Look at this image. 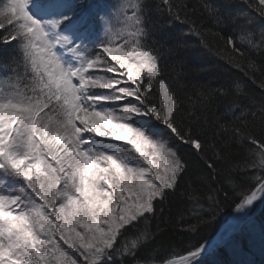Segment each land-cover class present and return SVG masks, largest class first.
<instances>
[{
  "label": "snow or ice",
  "instance_id": "snow-or-ice-1",
  "mask_svg": "<svg viewBox=\"0 0 264 264\" xmlns=\"http://www.w3.org/2000/svg\"><path fill=\"white\" fill-rule=\"evenodd\" d=\"M239 2L226 15L203 5L216 29L234 26L225 35L187 0H0V45L12 49L0 63V264H200L205 244L178 258L137 253L170 199L196 217L182 231L196 232L229 189L239 202L226 231L248 222L264 201V65L252 56L264 54V0ZM173 23L186 26L177 47L189 35L223 41L216 54L259 98L239 84L178 98L161 67L175 49L154 47ZM218 100L225 111L209 119Z\"/></svg>",
  "mask_w": 264,
  "mask_h": 264
},
{
  "label": "trees",
  "instance_id": "trees-1",
  "mask_svg": "<svg viewBox=\"0 0 264 264\" xmlns=\"http://www.w3.org/2000/svg\"><path fill=\"white\" fill-rule=\"evenodd\" d=\"M89 1L81 0L85 5H88ZM93 3L110 5L111 2L109 0H93ZM187 3L190 8H196L194 16L198 21H204L205 28L219 30L225 35L235 34L234 26L216 29L204 13L203 5L210 4L219 7L222 15L245 7L239 0H187ZM153 19L155 20L156 17ZM166 20L167 17L160 18L158 23L163 24ZM256 27L257 29L260 27L259 21H257ZM182 30L186 31L185 25L173 23L172 27L159 29L154 34V47L164 46L175 49V54L166 57L162 61L161 67L164 70L165 78L178 98L182 99L186 94L193 93L195 87L199 85L223 86L231 91L236 84L259 98L260 89L257 85L253 84L242 72L230 67L216 54V50L223 46V41L207 36L209 48H204L200 45L197 37L189 35L181 37L182 44L177 47L175 38ZM11 53L10 46L0 45V63L5 62ZM252 56L258 64L264 65V54L253 53ZM200 68L205 70L199 71ZM0 75H3L2 70H0ZM257 79L260 77L257 76ZM225 107L226 103L218 100L209 112V119H211V112H216L218 115L223 114ZM202 119L203 116H201ZM181 155H185L183 150ZM198 170L194 158L190 159L189 174ZM219 199L221 211L217 214L215 222L200 227L196 232L182 231V228L186 227L188 223L196 224V217L187 210L186 204L170 199L164 205V211L158 212V217L151 223L153 231L156 230L157 225L162 231L156 240L142 248L137 256L143 258L155 250L157 259L178 258L190 248L200 244L207 246L219 227L226 220L237 215L233 211L235 203L239 202V196L236 193L229 189L228 197L225 198L221 193ZM173 253L175 256L172 255ZM200 264H264V201H257L252 208L248 222L239 225L233 234L203 255L200 258Z\"/></svg>",
  "mask_w": 264,
  "mask_h": 264
},
{
  "label": "water",
  "instance_id": "water-1",
  "mask_svg": "<svg viewBox=\"0 0 264 264\" xmlns=\"http://www.w3.org/2000/svg\"><path fill=\"white\" fill-rule=\"evenodd\" d=\"M256 203V202H255ZM254 203V204H255ZM253 208V207H252ZM252 208L250 209V212L252 211ZM233 218H230L228 220H226L218 229L216 235L212 238V240L208 243V245L206 246L207 250L203 255H206L208 252L211 251V249L215 246L216 242L218 241L221 233L224 231V229H226V227H228L229 225L233 224ZM202 255V256H203Z\"/></svg>",
  "mask_w": 264,
  "mask_h": 264
},
{
  "label": "rangeland",
  "instance_id": "rangeland-1",
  "mask_svg": "<svg viewBox=\"0 0 264 264\" xmlns=\"http://www.w3.org/2000/svg\"><path fill=\"white\" fill-rule=\"evenodd\" d=\"M111 3H110V5H112V4H114L115 2H116V0H109ZM90 3H93V0H90L89 2H88V4H90ZM232 225V224H231ZM230 226V225H229ZM229 226L228 227H226V229H224V231L221 233L222 235H220V237H219V239H218V241L216 242V244H219V242H221V241H223V240H225V239H227L231 234H233L236 230H237V227H235L234 229H232V230H229V231H226V230H228L229 229ZM215 244V245H216ZM66 247V246H65ZM214 248V247H213ZM212 248V249H213ZM211 249V250H212ZM69 251H71V250H69Z\"/></svg>",
  "mask_w": 264,
  "mask_h": 264
}]
</instances>
